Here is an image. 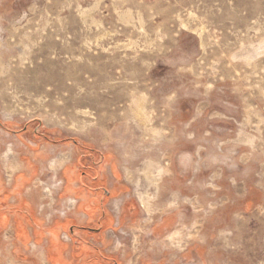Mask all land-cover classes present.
<instances>
[{
	"label": "rangeland",
	"instance_id": "obj_1",
	"mask_svg": "<svg viewBox=\"0 0 264 264\" xmlns=\"http://www.w3.org/2000/svg\"><path fill=\"white\" fill-rule=\"evenodd\" d=\"M87 151L130 182L141 230L174 215L169 242L206 264H264V0H0L2 194L28 172L52 220ZM1 205L0 264H22Z\"/></svg>",
	"mask_w": 264,
	"mask_h": 264
},
{
	"label": "crops",
	"instance_id": "obj_2",
	"mask_svg": "<svg viewBox=\"0 0 264 264\" xmlns=\"http://www.w3.org/2000/svg\"><path fill=\"white\" fill-rule=\"evenodd\" d=\"M60 174L55 210L65 212L52 220L37 210L28 172L17 174L5 195L0 189L12 247L22 264H206L200 242H169L179 217L161 216L141 230L143 208L112 158L79 153ZM139 199L147 209L142 195Z\"/></svg>",
	"mask_w": 264,
	"mask_h": 264
}]
</instances>
